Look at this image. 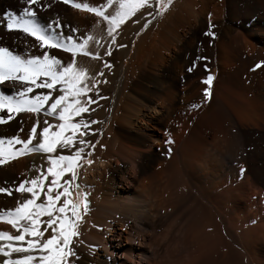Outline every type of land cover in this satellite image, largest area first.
Masks as SVG:
<instances>
[{
	"label": "bare ground",
	"instance_id": "6f19581e",
	"mask_svg": "<svg viewBox=\"0 0 264 264\" xmlns=\"http://www.w3.org/2000/svg\"><path fill=\"white\" fill-rule=\"evenodd\" d=\"M26 6L0 0V14L18 15ZM61 8L53 6L52 23H64ZM36 11L39 23L51 22L50 11ZM147 11L126 27L127 38L150 19ZM29 41L5 31L0 18V46L39 54ZM130 65L120 76L122 64L115 62L108 83L98 85L100 93L115 95L105 125L104 107L95 114L102 143L77 178L87 210L82 206L72 264H264V0H176L144 30ZM13 91L0 86V94ZM44 119L54 122L17 114L0 125V137L26 138L31 123ZM46 167L43 154L10 160L0 165V186L13 187ZM20 199L0 194V207ZM0 230L14 232L2 222Z\"/></svg>",
	"mask_w": 264,
	"mask_h": 264
},
{
	"label": "snow or ice",
	"instance_id": "6c2138e0",
	"mask_svg": "<svg viewBox=\"0 0 264 264\" xmlns=\"http://www.w3.org/2000/svg\"><path fill=\"white\" fill-rule=\"evenodd\" d=\"M61 2L72 9L94 14L96 26L109 38V48L103 51V56H110L118 31H123L122 26H126V22L137 24L132 18L141 10L152 9L155 16H161L173 0H104L98 6L75 0ZM24 3L27 6L18 15L9 12L0 14L3 29L31 38L29 42H34L33 47L41 52L32 54L26 49L17 54L8 47L0 46V86L8 84L14 89L11 95L0 94V125H7L17 114L23 113L36 117L42 114L59 123L53 124L44 119L41 124L37 120L31 123L26 138L16 135L0 138V165L29 153L43 154L48 165L43 169L36 168L35 176L21 180L13 187L0 186V194L12 196L16 193L21 197L14 207L7 210L0 207V222L14 230L12 233L0 230V260L2 264H72V258L77 255L73 249L74 240L79 236L80 207L83 204L86 211L87 203L83 193L78 194L75 201L70 199V194L77 179L79 162L92 163L85 158L84 152L88 149L90 155L95 145L84 137L92 135L90 126L98 123L96 120L86 121L82 114L94 112L95 109L90 106L98 99H106L99 95L97 88L98 84L106 81L91 77L89 83L88 72L77 64V57L100 60L98 52L103 46L100 39L93 35L78 39L75 28L71 30L72 35L61 34L58 30L65 25L60 22L39 23L35 9L48 7L42 0H24ZM147 16H153V12L147 11ZM149 23L145 19L141 31L148 28ZM205 35L215 38L211 31ZM92 43L97 45V53L90 50ZM118 47L126 45L119 44ZM50 49L70 54L71 62L65 64L56 55H50ZM255 67L260 68L261 64ZM104 68L110 69L111 65L104 62ZM96 76L102 78L104 73L98 71ZM212 81L211 74L202 81L207 85L203 89L205 102L209 99ZM34 89L47 91L34 94ZM90 92H96V98L90 96ZM192 107L198 108L199 105L193 104ZM77 142L79 147H76ZM166 143L170 145L172 141L169 139ZM65 150L70 154H63ZM66 174H70L71 179Z\"/></svg>",
	"mask_w": 264,
	"mask_h": 264
},
{
	"label": "rangeland",
	"instance_id": "374dc122",
	"mask_svg": "<svg viewBox=\"0 0 264 264\" xmlns=\"http://www.w3.org/2000/svg\"><path fill=\"white\" fill-rule=\"evenodd\" d=\"M54 1V0H42V2L43 3H47V4H49L48 5V7L46 8V9H44V8H36L37 10H44V11H47V12H49L50 14H49V20L51 21V22H54L55 20H56V12L53 10V6H56V7H59V8H61V4H62V7H63V9L58 13V15H63L62 16V21H64V23H63V25H65L66 27H63V28H65V30L62 32V30H59V32L61 33V34H63V35H72L73 33H72V31H71V29H73L74 27L76 28V33H75V35H76V37L79 39H82L83 38V36L84 35H96V33L98 34V35H96L95 37H97V38H99L100 39V42H101V45L103 46V47H101L100 49H99V52H98V54L100 55V60H89V58H87V57H83L82 58V56H78L77 57V64L78 65H80V66H83L85 69H86V71L88 72V75H89V77H90V80H89V83H91V77H95L96 79H98V80H100V79H102L103 81H106L105 82V84L106 83H108L107 81V79L109 78V75H111L112 74V72H113V69H114V67H115V62H119V63H121L122 64V67H121V72H120V76H122V73L124 72V70H126L127 69V67L129 68V69H131V65H130V55L133 53V51H134V49L136 48V46H137V44H138V42H139V39H140V37H141V35L143 34V32H144V30H143V32L141 31V28L143 27V25L140 27V28H137V29H134L131 33H130V35L129 36H131L132 35V38H127V33H125V32H127L126 30H127V28L129 29V27H132L133 25H136V24H133V23H131V22H126V26H122L123 27V31L122 32H119L118 31V34H117V42L115 43V44H113L112 46H111V55L110 56H103V51L104 50H107L108 48H109V38L107 37V34H106V32H104V31H102L101 30V28L100 27H97L96 26V17L94 16V14H92V13H87V12H82L81 13V10H79V12H78V10H74V9H72L71 8V6L70 5H65V4H63L62 2H61V0H55L54 2H57V3H52V2ZM78 1V2H77ZM176 0H173V2H172V4H174V2H175ZM75 2H77V3H89L90 4V6H98V4L99 3H103L104 2V0H85V2H84V0H76ZM55 4V5H54ZM57 4H58V6H57ZM60 4V5H59ZM171 4V5H172ZM65 5V6H64ZM170 5V6H171ZM52 6V7H51ZM67 6V7H66ZM69 6V7H68ZM67 8V9H66ZM71 8V9H70ZM35 9V10H36ZM69 10V11H68ZM53 13H52V12ZM71 11V12H70ZM76 11L78 12V13H76ZM143 10H141V12H142ZM152 11H154V10H152ZM167 11V10H166ZM64 12V13H63ZM73 13V14H76L75 15V17L76 16H78V20H74L73 18L71 19L70 17H68L65 13ZM141 12L140 13H138V15H136L135 17H133L132 19H135L136 21H137V23L139 22L138 20H140L141 18H142V14H141ZM52 14H54V15H52ZM87 14V15H86ZM52 16V17H51ZM66 16V17H65ZM82 17V18H81ZM84 17V18H83ZM141 17V18H140ZM154 17V18H153ZM160 17L161 16H155V13L153 12V16H151L150 17V19H148V21H150V23H149V27H153L154 26V24L160 19ZM52 19L54 20V21H52ZM58 19V18H57ZM68 19V20H67ZM71 19V20H70ZM83 19H85L86 21H84ZM89 19H90V21H89ZM79 20H81V22H82V25H81V22L79 21ZM70 21V22H69ZM76 23V25L78 26H76L75 24H72V23H74V22ZM79 21V22H78ZM91 21H94V23L92 22L91 23ZM69 22V23H68ZM79 23V25H78V23ZM86 22V23H85ZM88 22V23H87ZM85 23V24H84ZM70 24V25H69ZM74 27H73V26ZM80 25L83 27H80ZM84 25V26H83ZM88 26L87 28H86V26ZM67 26H68V28H67ZM92 26V27H91ZM81 29H80V28ZM95 27H97L96 29L99 31H96V33H94V30H96L95 29ZM127 27V28H126ZM87 30V31H86ZM135 30H137V31H135ZM65 32H69V34L68 33H65ZM81 32V33H80ZM135 32V33H134ZM80 33V34H79ZM137 33H139V35H137ZM78 34V35H77ZM84 34V35H83ZM126 37V39L128 40V44H129V47H128V52L124 55V56H122V57H119L118 58V60H117V56H119V55H117L118 53V51L121 49L120 47H118V45L119 44H124V43H126L127 41H126V39H125V42H123V41H121L122 39L121 38H125ZM94 44V46L93 45H89V48H91V47H93V48H95V47H97V45L95 44V43H93ZM128 44H125L126 46H128ZM96 45V46H95ZM125 48V47H124ZM51 50V51H50ZM49 50V53H51L50 55H56L58 58H60L61 60H62V62L63 63H65V64H67L68 62H71V59L69 58V55H68V53H64L62 50H59V49H55V51H52V50H54V49H50ZM91 50V49H90ZM93 50V49H92ZM53 52V53H52ZM56 52H60L59 54L58 53H56ZM64 53V54H63ZM93 53H97V48H95L94 50H93ZM60 54H62L63 56H61ZM59 55V56H58ZM66 56H67V59H70L69 61L68 60H64L65 58H66ZM120 59V60H119ZM83 60V61H82ZM84 60H86L85 62H84ZM65 61V62H64ZM79 61V62H78ZM67 62V63H66ZM93 62V63H92ZM104 62H107L108 64H110L111 65V68L110 69H105L104 68ZM95 63V65L94 66H97V68L96 67H92L91 68V66L93 65ZM89 64V65H88ZM114 65V66H113ZM126 68V69H125ZM95 69V70H94ZM98 71H101V72H104V76L101 78V77H98V76H96V72H98ZM108 76V77H107ZM101 85L102 84H104V82L102 83H100ZM100 84H98L99 86H100ZM97 85V88L98 89H100V87ZM35 90V92H34V94H37V93H41V92H46L47 90L46 89H34ZM39 90H42V91H39ZM38 91V92H37ZM102 94H104V95H102ZM112 94V95H111ZM115 95V93H109V95H108V93H100V91H99V95L100 96H103V97H106L107 98V100L105 99H98L97 100V103L96 104H94V105H91L90 107H92V108H94L95 109V111L94 112H90V113H85V114H82V118L83 119H85L86 121L87 120H95V118H96V121H98L99 119L97 118V115H95V114H97V113H99V112H102L101 110H103V107H104V116H103V120H102V122H104V125L108 122V119H109V117H110V113L111 112H109L110 110H111V107H112V104H113V101H114V95ZM89 95L90 96H92L93 98H96V96H97V93L96 92H90L89 93ZM108 96V97H107ZM109 98V99H108ZM113 100V101H112ZM104 101V102H103ZM107 103H106V102ZM110 103V104H109ZM107 104V105H106ZM100 109V110H99ZM106 109V110H105ZM151 109L150 108H148V112H152V111H150ZM108 111V112H107ZM96 116V117H95ZM106 119V120H105ZM53 120H54V122H53V124H56V123H59V121L58 120H55L54 118H53ZM98 124V123H97ZM97 124H95V125H91L90 127H91V129H92V131H93V134L92 135H88V136H86V137H84V139L85 140H87L89 143H91V144H93V145H95V148L97 147H99L100 145H101V143H102V139H101V134H102V129H103V127H99V125H97ZM97 127V128H96ZM100 129V130H99ZM11 136H13V135H9L8 137H6V138H10ZM1 138V137H0ZM101 140V141H100ZM76 147H79V143L77 142L76 143ZM94 148V149H95ZM94 149L93 150H91V154L89 155L88 153H89V150L88 149H85V152H84V156H85V158L86 159H89V160H91V158H92V153L94 152ZM70 154V152L68 151V150H66V151H64V153L63 154ZM20 157H22V156H19V157H17L16 159H19ZM15 159V160H16ZM79 164H80V166H79V168L77 169V178H79V175L82 173L83 174V171H85V170H87L89 167L88 166H90V164H87V163H85L84 162V160H81L80 162H79ZM88 167V168H87ZM81 170V171H80ZM79 182V179H76V181H75V184H73V190L71 191V194H70V199L71 200H73V201H75L76 199H77V196H78V194H80V193H83L84 194V190H82V187L80 186V184L78 183ZM77 185H78V187H77ZM82 206H83V204L81 205V207H80V212H81V209H82Z\"/></svg>",
	"mask_w": 264,
	"mask_h": 264
}]
</instances>
